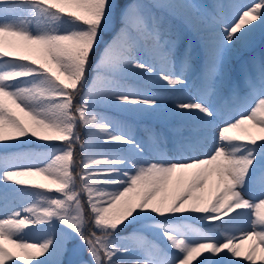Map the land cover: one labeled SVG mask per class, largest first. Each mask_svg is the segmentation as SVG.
<instances>
[{
  "label": "snow or ice",
  "instance_id": "1",
  "mask_svg": "<svg viewBox=\"0 0 264 264\" xmlns=\"http://www.w3.org/2000/svg\"><path fill=\"white\" fill-rule=\"evenodd\" d=\"M258 39L264 0H0V264H264Z\"/></svg>",
  "mask_w": 264,
  "mask_h": 264
},
{
  "label": "rangeland",
  "instance_id": "2",
  "mask_svg": "<svg viewBox=\"0 0 264 264\" xmlns=\"http://www.w3.org/2000/svg\"><path fill=\"white\" fill-rule=\"evenodd\" d=\"M203 2H214V3H217V4H222V5H232V4H236V5H242V4H250L253 2V0H203ZM225 15L231 19V17L233 16L235 10L232 9V8H229V7H225L223 9ZM264 46V45H263ZM262 46L260 45H257V48H256V53L258 54L259 51H260V48ZM247 55L248 54H245L243 58H247ZM116 118L117 119H124V117L122 116H119V115H116ZM129 123H132L133 124V128L135 129L138 125L135 123V122H132V121H129ZM243 249H246L247 248V244L243 245L242 246ZM241 264H243V262H241Z\"/></svg>",
  "mask_w": 264,
  "mask_h": 264
},
{
  "label": "trees",
  "instance_id": "3",
  "mask_svg": "<svg viewBox=\"0 0 264 264\" xmlns=\"http://www.w3.org/2000/svg\"><path fill=\"white\" fill-rule=\"evenodd\" d=\"M257 45L263 46V45H261V43L259 42V39H258ZM225 219H227V218H225Z\"/></svg>",
  "mask_w": 264,
  "mask_h": 264
}]
</instances>
